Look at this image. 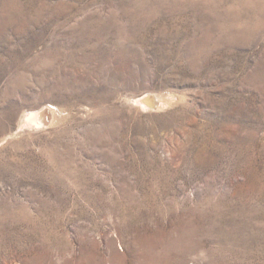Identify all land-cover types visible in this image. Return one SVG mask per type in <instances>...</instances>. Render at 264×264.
I'll return each instance as SVG.
<instances>
[{
    "label": "rangeland",
    "instance_id": "obj_1",
    "mask_svg": "<svg viewBox=\"0 0 264 264\" xmlns=\"http://www.w3.org/2000/svg\"><path fill=\"white\" fill-rule=\"evenodd\" d=\"M0 264H264V0H0Z\"/></svg>",
    "mask_w": 264,
    "mask_h": 264
},
{
    "label": "bare ground",
    "instance_id": "obj_2",
    "mask_svg": "<svg viewBox=\"0 0 264 264\" xmlns=\"http://www.w3.org/2000/svg\"><path fill=\"white\" fill-rule=\"evenodd\" d=\"M157 98V97H156ZM157 101H158V99H157ZM155 104V103H154ZM33 116V115H32ZM36 117V116H35ZM35 117H33V118H35ZM43 117V116H42ZM37 119H39L38 117H37ZM42 119V118H41Z\"/></svg>",
    "mask_w": 264,
    "mask_h": 264
}]
</instances>
